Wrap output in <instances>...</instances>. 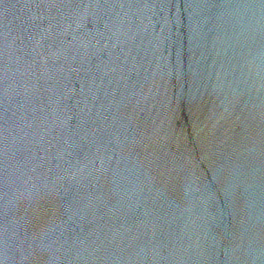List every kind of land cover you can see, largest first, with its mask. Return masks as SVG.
<instances>
[{
    "label": "water",
    "instance_id": "obj_1",
    "mask_svg": "<svg viewBox=\"0 0 264 264\" xmlns=\"http://www.w3.org/2000/svg\"><path fill=\"white\" fill-rule=\"evenodd\" d=\"M0 264H264V0H0Z\"/></svg>",
    "mask_w": 264,
    "mask_h": 264
}]
</instances>
